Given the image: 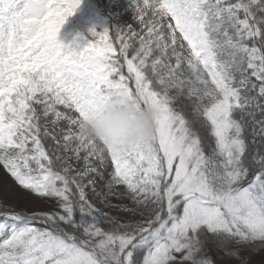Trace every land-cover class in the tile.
I'll return each instance as SVG.
<instances>
[{"label": "snow or ice", "instance_id": "obj_1", "mask_svg": "<svg viewBox=\"0 0 264 264\" xmlns=\"http://www.w3.org/2000/svg\"><path fill=\"white\" fill-rule=\"evenodd\" d=\"M81 3L0 0V168L49 206L0 199V264H264V0H128L62 43ZM114 97L147 147L83 134Z\"/></svg>", "mask_w": 264, "mask_h": 264}, {"label": "rangeland", "instance_id": "obj_2", "mask_svg": "<svg viewBox=\"0 0 264 264\" xmlns=\"http://www.w3.org/2000/svg\"><path fill=\"white\" fill-rule=\"evenodd\" d=\"M132 16L133 12L128 0H82L80 7L62 27L58 39L65 44L71 43L77 34L87 37L88 30L93 26L97 31H102L105 27L125 29L132 22ZM0 199L17 209L31 211L36 208L43 210L49 208L43 202L20 192L2 168H0ZM252 264H262V256L252 257Z\"/></svg>", "mask_w": 264, "mask_h": 264}, {"label": "clouds", "instance_id": "obj_3", "mask_svg": "<svg viewBox=\"0 0 264 264\" xmlns=\"http://www.w3.org/2000/svg\"><path fill=\"white\" fill-rule=\"evenodd\" d=\"M155 120L152 109H141L123 97H114L90 116L82 131L98 145L131 150L151 143L156 132Z\"/></svg>", "mask_w": 264, "mask_h": 264}]
</instances>
